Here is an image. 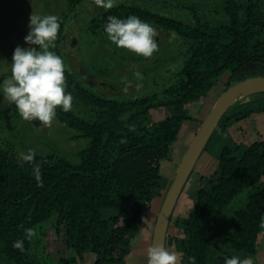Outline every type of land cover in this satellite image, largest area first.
Wrapping results in <instances>:
<instances>
[{
	"label": "trees",
	"instance_id": "16d2710c",
	"mask_svg": "<svg viewBox=\"0 0 264 264\" xmlns=\"http://www.w3.org/2000/svg\"><path fill=\"white\" fill-rule=\"evenodd\" d=\"M64 1L73 8L82 0ZM215 5L221 12L216 21L200 16L194 5L185 6L189 13L183 19L127 3L96 15L93 21L107 23L109 15L135 14L175 33L185 48L184 62L159 93L122 100L83 87L65 72L72 108L57 106L56 115L87 139L76 161L55 153L20 154L0 135V261L43 264L34 250L35 234L27 239L25 229L36 233L51 221L69 250L55 264H81L86 253L95 264L128 263L144 210L169 187L162 163L171 158L183 123L193 118L190 104L203 100L224 73L227 87L264 75V0H215ZM155 107H166L169 114L154 120ZM6 110L0 104V131ZM262 111L264 90L235 101L217 123L204 148L219 142L217 166L200 177L188 215L173 220L182 236L166 238L174 242L181 264H223L225 256L255 252L264 227V136L243 142L227 130ZM248 188L252 191L240 203L237 196ZM19 239L23 250L13 247Z\"/></svg>",
	"mask_w": 264,
	"mask_h": 264
},
{
	"label": "rangeland",
	"instance_id": "374dc122",
	"mask_svg": "<svg viewBox=\"0 0 264 264\" xmlns=\"http://www.w3.org/2000/svg\"><path fill=\"white\" fill-rule=\"evenodd\" d=\"M119 3L138 5L164 16L179 19L188 16L189 11L185 8L186 5H194L200 16L212 21L221 19V12L215 5V0H120ZM103 10H105L103 6L98 5L96 0H82L73 8L64 0H0L1 86L12 75L11 60L14 48L17 45L27 46L24 37L29 31L30 14L34 12L41 15L55 14L58 17L60 29L55 48L52 50L63 58L65 72L73 73L83 87L91 88L107 98L119 100L159 93L164 86L174 80L184 62L185 48L180 38L175 33L149 22L156 29L154 38L157 48L151 56L145 57L123 46H117L108 38L105 32L106 23L93 21ZM228 76V73H224L214 82L210 90L212 101L201 100L190 104L192 119L196 120L198 127L213 102L227 87ZM262 90L264 89L259 87L249 89L236 102ZM0 104L7 109L8 114L0 135L20 154L28 151L43 155L55 153L76 161L77 152L87 144V139L79 136L76 129L62 125L57 115L49 124L41 122L38 118L33 121L26 120L22 118L18 110L9 108V106L12 107V103L5 101L2 93H0ZM168 114L166 107H155L150 110L154 120L164 118ZM231 125L228 127L230 136L243 142L251 141L249 135L247 136L244 132L235 133ZM185 129L184 127L180 136ZM251 135L253 132H250ZM258 138L257 136L255 139ZM174 149L175 147L172 149V159ZM202 157L203 155L199 160ZM178 158L179 156L175 154L171 162V158L163 160L161 174L167 182H170L173 177L169 174L167 167L175 166ZM193 178V174L190 175L187 182H191ZM186 188L182 189L178 202H184L187 199ZM251 191L252 189L248 188L240 193L237 196L241 201L239 202H244ZM161 203L162 197L156 196L151 204L155 207ZM173 220L174 216L171 222ZM34 250L38 252L43 264H55L56 260L69 254L62 235L56 232L51 221L43 222L38 227L35 233ZM85 256L90 258L88 253ZM84 261H86L85 257ZM0 264H9V261H0Z\"/></svg>",
	"mask_w": 264,
	"mask_h": 264
},
{
	"label": "clouds",
	"instance_id": "9594fccd",
	"mask_svg": "<svg viewBox=\"0 0 264 264\" xmlns=\"http://www.w3.org/2000/svg\"><path fill=\"white\" fill-rule=\"evenodd\" d=\"M120 0H96L104 9L112 8ZM60 21L55 14L32 12L29 18V31L24 40L27 46L17 45L11 60V77L0 86L4 100L14 103L22 118H38L45 124L51 123L56 116L57 106L64 111L72 108L73 97L66 92L65 64L63 58L54 50ZM108 38L117 46H123L145 57L151 56L157 48L156 29L146 20L135 14L126 18L109 15L105 24ZM34 45H38L36 47ZM24 159H31L25 156ZM36 178L40 180L38 166ZM27 239L35 234L33 228L25 229ZM13 247L23 250L24 240L13 242ZM177 252L159 243L148 249L147 264H178ZM223 264H253L251 257L239 254L225 256Z\"/></svg>",
	"mask_w": 264,
	"mask_h": 264
},
{
	"label": "crops",
	"instance_id": "0c3cea01",
	"mask_svg": "<svg viewBox=\"0 0 264 264\" xmlns=\"http://www.w3.org/2000/svg\"><path fill=\"white\" fill-rule=\"evenodd\" d=\"M203 100H205L207 102H210L213 100L211 91L208 92L207 96ZM212 105H211V107H212ZM190 113H191V111H190ZM191 115H192V113H191ZM196 125H197V123H196V120H194V119L187 120L182 125L181 132H182L184 127L186 129H185L183 135L180 136V134H179V136L175 142V145H174L175 149H174V154H173V159H174L175 154L177 156H179L178 162H180L181 157L183 156V154H184L185 150L187 149L191 139L193 138L195 131L198 129V125L197 126ZM231 129L235 130V133L236 132L237 133L238 132L239 133L244 132L247 136L249 135L248 137L251 141L255 140V138L257 136L259 138L263 137L264 136V111L253 113L248 118L233 123L231 125ZM250 132H253V135L250 136ZM233 138H235V137H233ZM218 149H219V142L216 139H214L209 143L207 149L202 152L201 155H203V157L201 158V160H199L200 157L198 158L197 163L195 165L196 168L194 167L193 171L190 174V175L193 174V177H194L193 180L189 183L186 181V183L184 185V187H187L186 188L187 189V193H186L187 199L184 202H178L180 199V195H179L178 200L176 202V205H175L173 212H172V215H171V217L174 216V219L177 216H187L188 215V213H189L190 209L192 208L194 201H195L194 193L198 187L200 177L203 174L208 175L210 172L214 171V169L217 166L218 161H217L216 155H217ZM173 159L171 157L170 162ZM178 162H176V163L179 164ZM175 166L170 165L167 167V170L170 171L169 172L170 175L174 176V173H175L178 165L176 166V168H175ZM163 168H165V167L163 166ZM202 172H203V174H201ZM172 178L173 177H171V180H172ZM263 179H264V177H263ZM159 207H160V204L156 205L155 207H152V204H150L149 208L144 210L142 219H141L139 226L136 230L134 240H133L132 245H131V251L127 257V260H128L127 264H147L148 249L151 246L153 226L155 223V219H156V215H157V212L159 210ZM169 235L170 236H174V235L182 236L180 229L177 228V226L174 224V222H171V223L169 222V226H168V230H167V236H169ZM165 247L169 248L172 251L177 252V254L179 256V253L176 250V247H175L173 241L172 242H166ZM247 257L252 258L253 264H264V227L257 237L255 252L248 255ZM179 258H180V256H179ZM85 260L86 261L81 262V264H95L93 256H90V258H88V256H85ZM3 263H5V262H3ZM9 264H11V263L9 262ZM178 264H181L180 259L178 261Z\"/></svg>",
	"mask_w": 264,
	"mask_h": 264
},
{
	"label": "water",
	"instance_id": "95a60500",
	"mask_svg": "<svg viewBox=\"0 0 264 264\" xmlns=\"http://www.w3.org/2000/svg\"><path fill=\"white\" fill-rule=\"evenodd\" d=\"M257 87H264V75L252 76L232 83L217 97L200 126L195 131L170 181L156 215L151 245L153 243H159L166 246L167 230L178 197L219 120L245 91Z\"/></svg>",
	"mask_w": 264,
	"mask_h": 264
},
{
	"label": "bare ground",
	"instance_id": "6f19581e",
	"mask_svg": "<svg viewBox=\"0 0 264 264\" xmlns=\"http://www.w3.org/2000/svg\"><path fill=\"white\" fill-rule=\"evenodd\" d=\"M259 88H261V89H264V87H259ZM246 92V91H245ZM249 92H251V91H249ZM249 92H247V93H249ZM246 94V93H245Z\"/></svg>",
	"mask_w": 264,
	"mask_h": 264
}]
</instances>
